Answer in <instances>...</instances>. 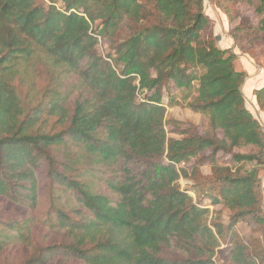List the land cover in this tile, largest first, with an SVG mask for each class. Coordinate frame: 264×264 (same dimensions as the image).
<instances>
[{"label": "trees", "instance_id": "16d2710c", "mask_svg": "<svg viewBox=\"0 0 264 264\" xmlns=\"http://www.w3.org/2000/svg\"><path fill=\"white\" fill-rule=\"evenodd\" d=\"M209 1L264 42V0ZM213 26L203 0H0V254L40 221L66 241L21 264H264V128ZM178 93L199 124L165 118Z\"/></svg>", "mask_w": 264, "mask_h": 264}, {"label": "rangeland", "instance_id": "374dc122", "mask_svg": "<svg viewBox=\"0 0 264 264\" xmlns=\"http://www.w3.org/2000/svg\"><path fill=\"white\" fill-rule=\"evenodd\" d=\"M203 6L206 15H208V17L213 21L214 24L213 34L217 38L218 47L222 49H227L229 46L228 49H230V51L236 54V58L234 60V67L236 70L242 71L245 74V78L241 86V91H244L243 96L246 100L245 101L246 107L251 110L248 100L249 98H252V92L250 93V90L255 87H261L264 84V42L260 39H255L250 47H248L244 51H241L234 44L232 33H233V28L236 25L240 24L242 21H248L254 26L257 25V16L254 13V7L252 5L247 4L246 2H238L234 4L233 6L234 16L232 21H230L226 16V14H224V12L221 9L214 6L209 0H203ZM124 33L125 30L119 33L118 37L120 38L123 37L125 35ZM106 49L107 46L103 44L100 48V51L101 52L103 51L105 53ZM32 78L36 86L40 87L47 81L48 76L45 69L39 68L37 72H34L32 74ZM15 83L16 85L17 83L19 84V82H15ZM18 88L22 94L27 89V85L26 86L19 85ZM22 97L24 100H26L28 96L24 95ZM183 98H186V96L181 93H178L174 97L173 99L174 104L173 105L168 104L166 107L165 118L187 120V121H191L192 123L199 124L200 115L195 114L189 109L185 108L184 105L185 100ZM166 103H168V99ZM254 116L259 117L258 115H254ZM261 120H263V118ZM241 151L247 152L248 148L242 149ZM247 167H248L247 169H251V165ZM201 172L203 174L199 172L198 177L195 179V181L197 182V185H199L200 188L207 189L208 186L207 181L210 180L209 175H207L209 174L208 173L209 168L204 167L202 168ZM39 177H42L41 172ZM40 180H42V178ZM178 183L181 187H183L185 183L190 184L191 180L180 178ZM263 183H264V178L263 181L261 178L262 186ZM41 190L42 192H44L43 186ZM3 207H5V202L1 201L0 208ZM42 209L40 210V212L42 211ZM28 213L31 214V212ZM226 213H227L226 211H223V214ZM32 214L38 215L36 214V212H33ZM238 231L240 234L242 233L243 235L249 233V230L245 226H240ZM65 241H66L65 235H63L60 232L51 231L46 227H44L40 221H37L32 228V233L30 234L28 240L13 245L2 251V253L0 254V264H21L34 251H37L38 249L48 245L58 244ZM219 251L217 253V256L215 257L216 264H221V261H219L218 258L222 254L219 253ZM56 261L60 264H79L78 261H75L73 259L66 260L61 257L56 258Z\"/></svg>", "mask_w": 264, "mask_h": 264}, {"label": "crops", "instance_id": "0c3cea01", "mask_svg": "<svg viewBox=\"0 0 264 264\" xmlns=\"http://www.w3.org/2000/svg\"><path fill=\"white\" fill-rule=\"evenodd\" d=\"M228 48H229V46H228ZM236 52V51H235ZM247 88V87H246ZM259 87H255V88H253V89H251L250 90V93L252 92V98H249L248 100H249V105H250V108H251V112L254 114V115H258L259 117H257V119L259 120V121H261V124H262V126H263V128H264V110H261V109H259V107H258V104H257V102H256V99H255V95H254V90L255 89H258ZM243 90V89H242ZM244 91H242V93H243ZM246 101V100H245ZM263 118V120H261ZM263 178L264 177H262V181H263ZM263 186H264V183H263Z\"/></svg>", "mask_w": 264, "mask_h": 264}]
</instances>
